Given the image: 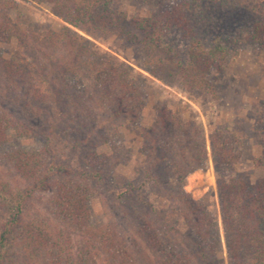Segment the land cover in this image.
<instances>
[{
    "label": "trees",
    "instance_id": "obj_1",
    "mask_svg": "<svg viewBox=\"0 0 264 264\" xmlns=\"http://www.w3.org/2000/svg\"><path fill=\"white\" fill-rule=\"evenodd\" d=\"M20 1L47 5L66 25L32 31L13 15L17 0H0V148L12 137L36 141L37 122L54 121L52 132L81 151L86 170L58 162L49 149L2 154L0 264H264V179L238 172L241 139H211L218 214L184 190L208 161L204 130L170 111L142 128L144 76L80 33L138 45L144 71L166 85L214 92L211 76L225 70L232 44L264 48V2L145 0L153 11L129 19L118 0ZM141 129L151 165L139 180L111 187L132 156L126 136ZM253 131L264 151V113ZM158 164L171 172L162 176ZM254 165L264 167V158ZM47 193L44 210L32 212Z\"/></svg>",
    "mask_w": 264,
    "mask_h": 264
},
{
    "label": "rangeland",
    "instance_id": "obj_2",
    "mask_svg": "<svg viewBox=\"0 0 264 264\" xmlns=\"http://www.w3.org/2000/svg\"><path fill=\"white\" fill-rule=\"evenodd\" d=\"M17 1L20 8L13 15L19 16L24 26L32 31L59 30L66 25L51 13L47 5ZM116 6L126 10L129 19L148 16L153 11L152 5L147 4L145 0H118ZM243 21V19L237 21L238 26ZM80 33L104 53L132 66L135 72L144 76L141 81V91L145 100L140 118L142 128L150 129L162 113L170 111L184 123L194 122L204 130L208 161L202 169L190 174L184 184L185 192L193 199L203 200L219 214L217 175L211 148V139L214 135L220 134L223 137L235 135L240 138L242 157L240 165L237 166L238 172L252 181L264 179V167L257 168L254 165L255 159L264 158V151L259 137L253 131L256 118L264 113V48L256 44H232L230 49L232 55L225 70L221 73L214 72L211 76L215 86L214 92L187 91L179 81L166 85L144 71L145 57L138 45L125 44L113 38L96 40L83 32ZM176 38L174 35V39ZM180 45L183 46L182 43ZM10 51L12 52V49ZM10 51H6L8 56L13 55ZM53 123L54 121L47 120L37 122L40 136L36 141L12 137L8 148H0V158L7 149H49L51 156L58 162L78 172L86 170L81 151L74 150L58 132H52ZM141 131L142 129L126 136V141L132 149V156L129 164L120 166L110 178L108 185L111 187L122 188L129 181L139 180L144 168L151 165L149 158L141 152L143 145ZM158 171L164 176L171 172V168L169 165L158 164ZM49 196V193L42 194L40 199L32 202L31 211H42ZM91 205L94 219L99 225L105 224L107 218L100 199H92ZM113 220L117 221L118 218ZM221 232L223 234L222 227ZM224 257L226 258V253Z\"/></svg>",
    "mask_w": 264,
    "mask_h": 264
}]
</instances>
